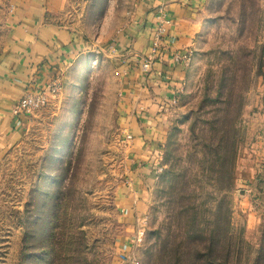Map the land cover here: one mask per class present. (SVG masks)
Wrapping results in <instances>:
<instances>
[{
	"label": "rangeland",
	"instance_id": "rangeland-1",
	"mask_svg": "<svg viewBox=\"0 0 264 264\" xmlns=\"http://www.w3.org/2000/svg\"><path fill=\"white\" fill-rule=\"evenodd\" d=\"M137 1L68 0L66 20L86 35H112ZM11 3L0 0V52ZM201 12L204 28L139 217L127 219L120 200L129 170L120 72L94 47L62 69L46 106L22 114L0 156V264H169L163 245L192 217L206 229L217 207L215 258L264 264V0H206ZM226 114L234 125L220 152L210 125Z\"/></svg>",
	"mask_w": 264,
	"mask_h": 264
},
{
	"label": "crops",
	"instance_id": "crops-1",
	"mask_svg": "<svg viewBox=\"0 0 264 264\" xmlns=\"http://www.w3.org/2000/svg\"><path fill=\"white\" fill-rule=\"evenodd\" d=\"M67 2L12 0L9 34L0 52V156L22 128V114L12 111L22 95L44 87L94 47L106 50L121 76V132L129 170L120 200L127 219L139 217L146 189L158 176L154 168L169 130L167 114L188 71L189 64L175 63L171 55L178 50L194 54L206 0H138L126 24L112 35H86L66 20ZM159 25L164 49L144 71Z\"/></svg>",
	"mask_w": 264,
	"mask_h": 264
},
{
	"label": "trees",
	"instance_id": "trees-1",
	"mask_svg": "<svg viewBox=\"0 0 264 264\" xmlns=\"http://www.w3.org/2000/svg\"><path fill=\"white\" fill-rule=\"evenodd\" d=\"M224 103L226 106L224 107L223 112L228 114L229 110L231 109V103L226 101ZM227 114L214 117L210 125V129L213 130L212 132L218 136L216 145L220 152H225L228 147V127L230 125V118ZM233 125L234 123L232 126ZM232 126L230 125V127ZM216 151L217 149H215V152ZM212 214L213 219H210L209 226L204 230L199 225V227L197 226L198 223L194 217H192L190 225L188 224L185 228L180 227L178 233L172 236L167 241V243L163 245L162 254H164V257L166 256V258L163 257L164 262L168 261L169 264H191L192 262H202L204 264H222L215 258L218 252L221 250V244L223 240L219 231L221 230L220 226L222 223L221 209L217 207L215 212L213 211ZM195 222L197 224L194 226L193 223ZM176 239L178 240L177 243L175 242ZM201 247H204L206 251L201 252L199 250ZM260 263L261 260L258 258L256 260V264Z\"/></svg>",
	"mask_w": 264,
	"mask_h": 264
},
{
	"label": "built area",
	"instance_id": "built-area-1",
	"mask_svg": "<svg viewBox=\"0 0 264 264\" xmlns=\"http://www.w3.org/2000/svg\"><path fill=\"white\" fill-rule=\"evenodd\" d=\"M164 29L161 25L157 26L152 33L151 47L153 52L146 56L142 69L146 71L148 66L152 64L156 51L158 54L162 53ZM192 52L190 51H174L171 55V61L175 63L189 64L192 58ZM58 90L57 77H53L44 87L36 91H28L22 95V97L14 104L12 109L14 114H30L36 111L49 102V98L52 97ZM176 99L173 100L175 102ZM130 137V136H128Z\"/></svg>",
	"mask_w": 264,
	"mask_h": 264
}]
</instances>
